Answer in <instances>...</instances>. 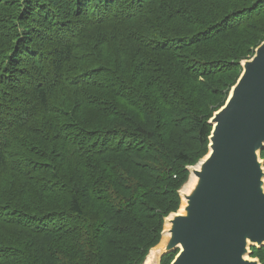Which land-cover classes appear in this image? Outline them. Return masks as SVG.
<instances>
[{
    "label": "trees",
    "instance_id": "trees-1",
    "mask_svg": "<svg viewBox=\"0 0 264 264\" xmlns=\"http://www.w3.org/2000/svg\"><path fill=\"white\" fill-rule=\"evenodd\" d=\"M263 41L264 0H0V264H142Z\"/></svg>",
    "mask_w": 264,
    "mask_h": 264
},
{
    "label": "water",
    "instance_id": "water-1",
    "mask_svg": "<svg viewBox=\"0 0 264 264\" xmlns=\"http://www.w3.org/2000/svg\"><path fill=\"white\" fill-rule=\"evenodd\" d=\"M242 68L210 121L209 153L189 168L193 181L181 192L180 212L165 219L150 264L176 250L170 264H259L248 255L264 246V41Z\"/></svg>",
    "mask_w": 264,
    "mask_h": 264
},
{
    "label": "rangeland",
    "instance_id": "rangeland-1",
    "mask_svg": "<svg viewBox=\"0 0 264 264\" xmlns=\"http://www.w3.org/2000/svg\"><path fill=\"white\" fill-rule=\"evenodd\" d=\"M255 50H256V49H255ZM255 50L253 51L252 54H249L245 59H242V60L239 62V70H240V72H238V73H240V75H241V73H242V71H243V68H242V62H244L245 60H249V59H251L252 56H253L254 53H255ZM240 75H239V77H240ZM238 79H239V78H238ZM238 79H237V80H238ZM183 81H185L184 78L174 77V79H173V82L176 84L177 87H178V86L180 87V86L182 85ZM225 82H226V84H227V78L225 79ZM236 82H237V81H236ZM236 82H235V84H236ZM235 84H234V85H235ZM234 85H233V86H234ZM233 86H231V87L229 88V90H228V92H227V95H226V97H225V99H226L225 102L227 101V99H228V97H229V94H230L231 89H232ZM184 95H185L186 100L189 101V102L191 103L192 98H193L195 95H197V93L194 91V92L192 93V95H190V94H188V93L184 90ZM218 98H219V97L213 98L212 96H211V97H210V96H207V97L203 98V112L206 113V114H207V113L209 114V117H210V118H209V120H208V125L211 127V130H212V126L210 125V121H211V119L213 118V115H214L215 113H217V112H218V111L224 106V104H225V102H224L223 106L221 107V106H220L221 103H219V99H218ZM176 109H177L180 113H182V114H186V111H185V110H182V108H181L180 106H178ZM192 109H193V110H196V109H194V108H192ZM174 110H175V106L173 107L172 112H174ZM174 133H175V132H174ZM175 134H177V133H175ZM185 138H186V139H189V140H192V139L194 138V133L192 132V133L187 134V135L185 136ZM178 143L181 145V147H182L183 149H187V150H189L190 145H189L187 142L183 143V142H181V141L179 140ZM208 146H209V139H208V145H207V152L205 151L201 156H199L198 158H196L195 161H194V163H193L192 165L187 166V168H186V170H187L186 178H185L184 182L182 183V185L180 186V189L178 190V196H179V200H180L179 207H178V209H177L175 212L169 213L168 216H166V217L164 218V220H163V226H162V232H161V235H160V240H159V242H158L154 247H152V248L149 250V252H148V254L146 255V257L144 258L142 264H145V263H146V261H147V259H148V257H149V254L151 253L152 249L156 248V247L160 244V242L163 240V238H164L163 233H164V231H165L166 228H167V224L165 223V219L168 218V217H169L170 215H172V214H176L177 212H180V210H181V196H180V195H181V192H185V186H186V184L188 183V181H189V179H190V177H191V173H190V171H189V168H193V169H196V168H197V165H198V164H199V163H200V162L206 157V155L209 153ZM260 160L263 162V169H264V161H263V159H261V153H260ZM123 174H125V175H130V176H133V177H138V178L140 177V178H143V179L149 177V174H147V173H145V172H142L141 170H138V169H136V168H134V167H131V166L128 167V170H126V168H125ZM262 247H263V246H261V247H259V248L256 247V249H260V248H262ZM173 252H175V253H176L175 256H177V254H178V250L173 251ZM248 258H249V259H253V260H257V261L259 262V264H261L260 260H259L257 257H255V256L253 255V251H252L251 249L249 250ZM172 261H173V260H172ZM159 264H161V261H160Z\"/></svg>",
    "mask_w": 264,
    "mask_h": 264
},
{
    "label": "bare ground",
    "instance_id": "bare-ground-1",
    "mask_svg": "<svg viewBox=\"0 0 264 264\" xmlns=\"http://www.w3.org/2000/svg\"><path fill=\"white\" fill-rule=\"evenodd\" d=\"M62 58H63V57H62ZM63 79H64V78H63ZM71 85H72V84H71ZM73 85H74V84H73ZM192 181H193V176L191 175V177H190L188 183H187L186 186H185V192H186L187 188L191 185ZM161 243H162V241L160 242V244H159L158 246H160ZM150 263H151V260L147 261L146 264H150Z\"/></svg>",
    "mask_w": 264,
    "mask_h": 264
}]
</instances>
